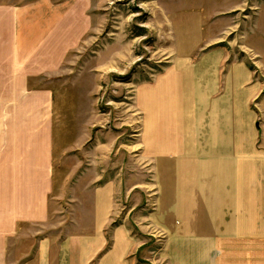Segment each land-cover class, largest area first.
I'll use <instances>...</instances> for the list:
<instances>
[{
	"label": "rangeland",
	"instance_id": "374dc122",
	"mask_svg": "<svg viewBox=\"0 0 264 264\" xmlns=\"http://www.w3.org/2000/svg\"><path fill=\"white\" fill-rule=\"evenodd\" d=\"M6 13L24 40L26 101L52 92L47 117L26 113V138L53 122L57 218L85 203L110 229L147 222L167 236L158 225L180 222L189 189L203 218L219 209V264H264V162L241 169L243 154L264 149V0H0ZM217 59L251 78H225ZM186 67L191 78H171ZM161 91L174 108L168 129L154 108Z\"/></svg>",
	"mask_w": 264,
	"mask_h": 264
},
{
	"label": "crops",
	"instance_id": "0c3cea01",
	"mask_svg": "<svg viewBox=\"0 0 264 264\" xmlns=\"http://www.w3.org/2000/svg\"><path fill=\"white\" fill-rule=\"evenodd\" d=\"M10 15L0 16V264H219L218 253L212 251L219 242L216 230L221 226L217 217L219 209H211L214 216L208 214L210 210H204L207 217L203 218L201 206L197 205L199 197L188 193L189 189L180 201V222L174 226L170 220H161L158 225L163 232L170 233L167 236L153 235L154 223L147 222L137 224L140 228L137 233H133L130 221L113 224L110 229L104 210L96 208L93 216L85 215V203L78 204L79 213L74 218H57L56 201L51 204L57 149L53 122L42 121L39 133L26 138V113L37 111L47 117L52 92L40 91L39 99L26 101V50L20 32L10 29L9 23L14 21ZM5 28L12 34L4 32ZM260 33L264 34L262 19L256 26V34ZM256 39L258 44L262 43ZM256 50L264 55V49ZM204 66L200 62V69ZM214 66L225 67V78H251L244 64L227 67L225 62L218 65L217 59ZM186 68L184 73L179 71L171 78H191L193 70ZM162 91L156 98L158 106L153 107L159 124L165 127L174 108L167 104ZM34 108L36 111H32ZM165 128L169 126L166 124ZM260 151L256 155H242V159L247 158L242 161L243 173L256 171V166L250 165L254 158H258L259 164L264 162V149ZM186 195L190 196L189 200ZM192 205L194 210L190 209ZM223 219L222 225L233 237V217L230 221L224 215ZM135 221L138 223L139 219ZM247 223L243 220L241 226ZM155 243H162L161 249Z\"/></svg>",
	"mask_w": 264,
	"mask_h": 264
}]
</instances>
